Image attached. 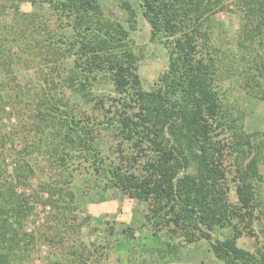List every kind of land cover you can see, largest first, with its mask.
<instances>
[{"label":"trees","instance_id":"1","mask_svg":"<svg viewBox=\"0 0 264 264\" xmlns=\"http://www.w3.org/2000/svg\"><path fill=\"white\" fill-rule=\"evenodd\" d=\"M20 1L23 0H4L11 4ZM221 1L139 0L151 26L152 39L162 42L169 54L168 69L149 91L142 87L139 56L130 45V30L105 18L101 0H42V5L67 18L65 25L50 28L36 24L33 14L19 13L17 8L16 12L24 26L23 37L37 33L33 44L47 50L49 54L44 58L52 65L53 73L66 56H74L67 81L80 99L72 100L64 91L58 95V82L51 77L49 92L41 99L48 107L42 105L39 112L40 120L50 129L47 138L52 168L67 175L62 182L69 184L73 171L78 169L75 164L87 162L96 174L106 178L108 186L132 198L156 203L151 216L156 233L166 227L172 232L180 230L188 242L205 239L225 264H264V250L255 252L237 244L243 233L240 224L249 228L254 219L256 184L263 180L260 164L264 160V133H247L222 105L217 85L222 59L212 43L211 22L212 10ZM237 3L245 20L240 45L255 50L250 77H263L264 0ZM127 7L133 30L136 14L130 5ZM5 27L8 25L0 23V30ZM230 71L226 65V76ZM250 77L245 75L247 87L260 85L256 79L249 82ZM107 83L111 91L101 92ZM5 88L0 82V111L5 110L1 103ZM110 130L121 140L119 148L125 142L135 150L128 166L107 163L99 153L96 139L102 131ZM223 133L226 137L217 139ZM122 155L121 163L127 158ZM141 157L146 159L137 173L134 163ZM230 172H234L236 204L230 201L226 184ZM6 182L0 189L12 185ZM44 185L51 202L57 195L56 208L61 216L70 217L72 193L71 199L61 205L65 185ZM5 194L0 191L1 240L7 231L16 230L9 221L12 211L18 213L19 226L28 213L25 201L14 199L8 208ZM226 227H232L231 237H213L214 231ZM73 248L64 264H97L102 257L83 243Z\"/></svg>","mask_w":264,"mask_h":264},{"label":"rangeland","instance_id":"2","mask_svg":"<svg viewBox=\"0 0 264 264\" xmlns=\"http://www.w3.org/2000/svg\"><path fill=\"white\" fill-rule=\"evenodd\" d=\"M101 2L105 18L116 20L130 30V45L139 56L138 74L142 87L148 91L154 89L160 76L168 69L169 54L162 42L152 39L151 26L142 14L139 0ZM237 2L222 0L211 14L212 43L219 49L222 59L218 90L222 105L247 133H264V76H253L260 85H245V75H252L249 66L254 63L255 50L240 45V32L245 20ZM11 3L0 0V23L8 25L0 30V82L6 86L1 101L5 110L0 111V186L5 181L12 185L2 187L0 191L6 193L8 208L13 206L14 199L25 201L28 213L23 225L19 226L18 213L12 211L9 221L16 230L7 231L0 239L3 247L0 246V264H55V261L64 264L71 257L73 246L78 247L80 243L99 257L102 255L97 264H225L214 255L205 239L188 242L180 230L172 232L166 227L156 233L151 222L156 203L132 198L108 186L106 178L96 174L89 163L75 164L78 169L73 171L71 182L67 185L62 182L67 175L65 172L60 175L52 168L47 138L50 129L46 128V122L40 120L39 112L48 107L41 101L49 92L51 77L58 82V95L64 91L72 100L80 99L68 87L67 81L74 56H66L58 64L57 72L53 73L52 65L49 66L44 58L49 54L47 50L33 44L38 39L37 33L23 37L21 29L24 26L16 8L19 13L33 14L36 24L48 28L65 25L67 18L42 5V0L14 2L19 8ZM127 5L136 14L133 30L128 20L130 10ZM3 6L6 8L2 11ZM255 44L258 46V42ZM226 65L231 68L227 76ZM240 71L244 73L237 75ZM250 78L249 82L253 81ZM53 89L52 93H55ZM100 91L109 93L111 84L107 83ZM40 126H43L41 131L38 129ZM221 137H226V133L217 139ZM120 142L114 130L102 131L96 139V146L107 163L128 166L135 150L125 142L119 148ZM122 154L127 158L121 163ZM144 159L141 157L134 163L137 173L141 171ZM260 170L263 180L256 184L257 204L253 223L249 228L240 224L243 233L237 239L239 246L255 252L264 250V160ZM233 175L234 172L228 173L226 184L230 201L236 204L238 196ZM56 182L65 185L66 193L65 197H60L61 205L71 199L70 193L73 195L69 205L72 210L70 217L63 218L56 208L57 195L53 203L49 192L45 191L44 183ZM233 233L232 227L219 228L213 232V237L223 240Z\"/></svg>","mask_w":264,"mask_h":264}]
</instances>
